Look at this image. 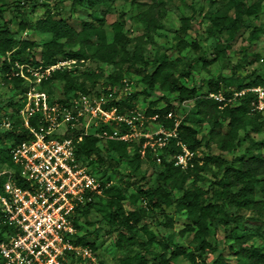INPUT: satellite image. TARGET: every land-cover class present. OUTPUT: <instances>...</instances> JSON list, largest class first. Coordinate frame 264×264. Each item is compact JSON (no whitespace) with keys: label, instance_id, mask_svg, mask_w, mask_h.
<instances>
[{"label":"rangeland","instance_id":"rangeland-1","mask_svg":"<svg viewBox=\"0 0 264 264\" xmlns=\"http://www.w3.org/2000/svg\"><path fill=\"white\" fill-rule=\"evenodd\" d=\"M74 1L2 0L0 28L8 23L17 39L36 41L38 48L35 47L33 53L38 59L40 48L52 36L39 31L36 23L48 13L69 18L73 12L75 17L95 20L97 23L104 18L101 28L108 43H112L115 36L112 24L122 22L128 44L117 46L119 54L113 62H99L91 58L80 60L71 70L74 79L71 87L62 77L49 83H43L44 78L38 83L39 76L34 73L27 75L29 79L24 78L23 84L17 87L13 80L3 79L1 67L4 57L0 56V116L7 114L19 117L18 106L24 96L22 91H27L30 87L45 91L53 100L68 101L85 94L92 101L104 96L106 103L113 99L123 100L132 93L139 92L140 95L126 107L131 124L128 126L122 123L117 127L118 130L128 132L134 142L146 138L145 143L151 141L154 146H151L152 151H136L135 146L130 145L127 147L128 155L124 157L111 150L107 142L110 139L101 138L98 144L101 157L99 154H92L80 160L101 184L102 191L93 195V205L89 210H76L74 215L77 230L74 239L76 236L89 235L95 244L94 249L90 247L94 259L76 256L70 259L71 264H164L165 258L171 257L172 253L180 249L192 253L199 264H204V258H209V261L218 256L237 259L238 251L250 245L264 248V224L252 220L254 217L264 220V206L261 213L254 208L238 209L224 201L222 210L215 212L214 216L240 215L239 220L236 219L239 221V228L226 229L221 224L216 230L215 225L211 224L209 234L200 235L196 234L197 226L192 222L190 214L186 210H180L175 203V199L182 196L183 189L201 185L207 190L221 174L218 167L212 164L209 170L198 175V167L202 165V159L206 155L236 159L247 148L252 153L264 155V149L253 146L252 141L244 136L247 131L255 141L263 138V134L253 132L249 124L245 126V130L240 131L237 138L239 145L231 150H222L219 143L227 131L225 112L220 108L199 106L197 103L199 97L207 96L208 81L211 78L219 75L230 77L235 89L240 83L253 80L256 76L264 77V0H140L143 2L140 6L132 4L133 0H102L95 8L87 2H78L73 9ZM235 2H242L247 7L254 5L258 9L257 17L255 14L245 15L244 25L236 32L228 30L220 33L219 26L214 23L216 34H210L211 18L216 15L227 16L231 21L235 17ZM138 12H142L148 20L141 21L137 16ZM127 17L130 19L126 20ZM20 21L28 22L30 27L21 30ZM183 27L187 29L186 32ZM185 40L197 42L199 48L195 50L184 47ZM89 41L78 40L75 49L93 54L98 44L94 39ZM69 49L66 47V50ZM10 56L12 55H8ZM165 58L178 61L172 71L173 76L181 75L189 87H197V95L181 100L176 92L169 91L167 85L158 86L152 95L143 93L146 88L143 80L145 74L155 69L154 60L163 61ZM204 60L211 61L209 69L203 65ZM33 68L37 67L30 66V69ZM120 69L124 71L122 79L109 84V75L118 73ZM55 71L57 70L53 72ZM162 96L168 97L173 104L178 124L181 120H186L198 130L202 147L193 153L188 167L183 168L186 170L183 189L180 187L183 183L182 175L168 180L165 187L171 203L163 208H155L147 203L145 195L151 187L156 186L157 174L164 169L155 158L159 156L163 145L159 136L162 131L169 130L152 120L155 117L151 119L147 109L153 101H157V108L164 107L165 101L160 99ZM254 105L255 97L251 101L253 109ZM261 111L264 115V110ZM217 122L224 125L223 129L214 130ZM104 124V121L98 119L97 125L94 123L90 130ZM107 125L116 126L113 120ZM155 142L159 144L155 145ZM111 199L126 212H139L141 221L132 232L117 228L110 222ZM259 199L264 200V197L259 196ZM209 201L222 202L218 192H210L203 197V203ZM208 242L211 243V248L206 246ZM214 246L219 247V252L212 250ZM172 263L193 264V261L182 253L174 256Z\"/></svg>","mask_w":264,"mask_h":264},{"label":"trees","instance_id":"trees-1","mask_svg":"<svg viewBox=\"0 0 264 264\" xmlns=\"http://www.w3.org/2000/svg\"><path fill=\"white\" fill-rule=\"evenodd\" d=\"M2 1V0H0ZM102 0H75L72 4V8H76L78 2H87L89 6L94 8ZM141 3V4H140ZM132 4L140 6L143 4L140 0L132 1ZM236 14L230 21L227 16H214L211 18L212 28L210 34H216L215 26H219V32L224 33L228 30L232 32L238 31L244 25V17L247 14H255L257 17L258 9L254 5L247 7L242 2H235ZM72 9V11H73ZM137 16L141 21L148 20L142 12H138ZM130 19L129 17L126 20ZM105 20L100 19L98 23L95 20H85L81 17H75L72 14L69 18L62 16H55L52 13L45 14L43 17L37 20L36 27L42 33L51 34V40L45 42L40 48V58L33 53L35 47L38 48L36 41L28 38L17 39L11 30L10 24H5L0 28V56L4 57V62L1 67V74L4 80H13L17 87L24 82V77L20 75L23 71L26 75L29 74L28 68L33 67H47L55 64L59 59L71 58L78 60L94 59L99 62H113L115 57L119 54L117 46L122 44L123 46L128 44L125 40V34L123 33L124 23L114 22L112 24L113 31L115 33L112 43H108L106 34L101 28ZM30 25L26 21L19 22V28L26 30ZM183 31H187L186 28H182ZM94 39L98 47L93 54H89L84 50L75 49V43L78 40L90 42ZM184 47H191L198 49L197 42L185 40L183 41ZM69 47V50H66ZM8 55H12L8 57ZM134 64V62H132ZM155 69L151 72H147L143 78L146 88L143 93L152 95L155 89L160 86L167 85L170 92H176L181 100H185L191 96L198 94L197 87H189L184 81V77L178 75L173 76V69L178 64V61H172L165 58L163 61L154 60ZM203 65L209 69L211 61L204 60ZM122 69L116 74L109 75V84H115L122 79ZM73 73L69 70L55 71L48 75L43 83H49L57 78H64L67 84L71 87L73 85ZM264 84V77L256 76L253 80H249L246 83H240L237 88L233 89L232 79L230 77L219 75L217 78H211L208 81L207 93H222L226 98L233 96L235 92H241L250 87H255ZM22 92L25 93V90ZM23 93V94H24ZM140 95L139 92H134L130 96H127L123 100H112L104 104V108L116 107L117 113L125 114L130 106V102L136 99ZM254 98L252 92H246L240 97H236L232 102L225 104L224 101L219 102L207 96H201L197 99L199 106H210L214 108H220L225 112V119H227V131L220 139V148L222 150H231L235 145H239L240 141L237 139L241 130H245L247 124L251 125V130L256 133H262L263 138L261 140H254L250 137L248 132L244 133V136L252 141V145L258 148L264 149V115L262 111L253 109L251 101ZM160 99L165 101V106L157 108V101L150 103L147 114L152 119L161 123L169 131H173L176 128L177 136L167 137L166 143L160 147L161 151L155 160L160 158V163L164 169L157 174L156 186L151 187L146 192L147 203L151 207L163 208V206L171 203L170 196L166 190V184L168 180L175 178L177 175H182V189L184 187L185 172L181 166L175 165V159L173 157L182 152V144H185L187 148L196 152L202 147V142L198 137V130L186 120H181L177 126L178 119L174 113V106L170 102L168 97L162 96ZM12 104V103H10ZM13 105H16L13 103ZM22 103H19L18 112ZM17 112V113H18ZM8 116L10 120L15 124V127L0 132V160L2 162H9L10 156L8 155L9 147L5 143H19L28 138V131L19 132L17 130L20 119L19 117H13V115H1L0 119ZM214 130L223 129L224 125L220 122L215 123ZM107 129L111 131V127L107 124L102 125L100 129ZM81 125L77 128H69L67 130V136L72 137L75 140L77 146V158L82 160L83 157H90L92 154H100L99 142L101 138L90 133L85 134L81 131ZM237 139V141H236ZM146 138L140 139L134 142L133 139L127 141L123 140H108V144L112 151L118 152L121 156L126 157L128 155V146H135L136 151H152L153 147L146 144ZM158 142H155L157 145ZM159 144V143H158ZM202 165L198 167V175L210 169L213 164L218 167V171L221 173L217 176V179L205 190L201 185L195 188L183 189L182 196L175 199V203L180 210H186L191 218L192 222L197 226L196 234L208 235L210 231V225H215V229L219 228V225H224L226 229L236 230L239 228L237 220L240 215L229 216L222 214L218 217L214 216L215 212L222 210L224 201L227 205L236 207L238 209H257L258 212L262 211L264 206V200H260L259 196L264 197V155L261 153H252L251 149L246 151L237 157L236 159H224L218 155L208 154L203 159ZM196 182V180H194ZM262 184V185H260ZM2 181H0V189ZM210 192H218L221 197V203L218 201L203 203V197L208 196ZM110 207L112 214L110 222L117 226V228H125L128 232H132L133 228L141 221V217L138 211L126 212L121 205L111 199ZM92 201H89L87 205L79 206L77 212L92 207ZM262 213V212H261ZM237 219V220H236ZM252 220L264 224L263 219L254 217ZM7 226L3 224L0 214V238H3V233L7 230ZM191 228V226H188ZM75 244L88 245L91 248H95L94 242L87 234L82 236H76L74 239ZM206 246L211 248V243H206ZM214 252H219V247L214 246L212 248ZM186 254L192 259L193 264H199L196 261V257L192 253L180 249L172 253V256L165 258L164 264H173L172 258L179 254ZM204 264H264V248L256 245H250V247H243L238 251L237 259L216 257L209 261V258H204ZM0 264H3L0 261ZM153 264V263H152Z\"/></svg>","mask_w":264,"mask_h":264},{"label":"built area","instance_id":"built-area-1","mask_svg":"<svg viewBox=\"0 0 264 264\" xmlns=\"http://www.w3.org/2000/svg\"><path fill=\"white\" fill-rule=\"evenodd\" d=\"M79 62L60 59L47 67H29L28 72L38 75L41 83L54 70L71 71ZM20 75L29 79L23 71ZM246 92L254 94V108L264 110V84L235 92L228 98L214 92L207 97L227 104ZM105 103L104 96L92 101L81 94L63 101L53 100L36 87L25 91L17 130L28 131V138L19 143H5L11 164L0 160V214L8 227L0 238L3 264H71L70 259L76 256L94 259L88 245L74 243L77 232L74 215L79 206L87 205L93 195L101 193L102 186L77 158L75 140L67 136V130L81 125L83 133L105 140L132 139L128 132L117 127L131 124L127 113H117L116 107L105 109ZM98 119L105 124L113 120L116 126L111 131L100 129L101 126L90 130ZM13 127L15 124L8 116L0 119L2 131ZM169 136H177L176 128L162 131L160 143L164 145ZM148 144L154 146L151 141ZM193 153L182 144V152L173 157L175 165L188 167Z\"/></svg>","mask_w":264,"mask_h":264}]
</instances>
